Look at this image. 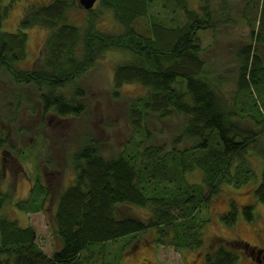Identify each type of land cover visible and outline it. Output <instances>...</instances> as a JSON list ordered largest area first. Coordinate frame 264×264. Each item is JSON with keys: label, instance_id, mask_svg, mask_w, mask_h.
I'll use <instances>...</instances> for the list:
<instances>
[{"label": "trees", "instance_id": "trees-1", "mask_svg": "<svg viewBox=\"0 0 264 264\" xmlns=\"http://www.w3.org/2000/svg\"><path fill=\"white\" fill-rule=\"evenodd\" d=\"M14 2L0 0V73L18 85L37 89L42 122L52 112L62 119L78 117L83 105L56 90L92 67L106 51L120 50L132 58L114 67V96H120L126 84L144 89L128 107L133 129L140 132L148 115L166 119L178 113L185 118V134L193 143L178 148L174 139L169 151L164 145L141 147L139 143L132 155L122 150L105 158L98 143L84 140L69 157L73 184L57 197L53 232L60 245L56 249L51 241L49 253L38 244L31 226H20L3 213L12 198L0 189V264H121L122 256L115 253L120 247L117 242L124 237L135 239L152 228L156 246L169 245L179 252L205 249L204 264H238L237 247L245 243L227 241L217 233L207 236L202 210L224 186L239 189L255 182L258 159L263 160V169L253 193L264 205V0H244L240 8L239 18L249 29L250 41L234 52L231 97L238 100L233 103L222 92V78L208 74L202 47L205 32L214 35L237 22L235 4L228 0H100L122 26L117 34L98 30L93 19H88L84 32L70 23L68 14L77 8V0L27 3L18 30L3 31ZM31 26L49 32L37 66L19 69L16 63L23 61L27 41L24 30ZM20 97L16 95L17 102L11 103L19 106ZM28 107L35 112L34 104ZM3 127L0 118V149H13ZM16 151L17 156L23 154V149ZM196 169L203 172L202 181L188 184L184 173ZM36 176L41 198L33 197L32 188L28 200L16 203L30 214L40 212L49 195L39 173ZM125 203L144 208L147 217L119 215L118 208ZM251 209L242 208L248 216ZM236 214L232 202L221 219L231 225ZM126 246L127 242L121 248Z\"/></svg>", "mask_w": 264, "mask_h": 264}, {"label": "rangeland", "instance_id": "rangeland-1", "mask_svg": "<svg viewBox=\"0 0 264 264\" xmlns=\"http://www.w3.org/2000/svg\"><path fill=\"white\" fill-rule=\"evenodd\" d=\"M16 1L3 22V31L18 30V21L27 3L48 4L53 0ZM228 1L235 4L234 14L237 22L222 27L214 35L205 32L202 47L208 74L213 79L222 78L224 83L222 92L227 102L233 103L238 100L234 101V97H231L236 73L234 52L250 39L246 23L239 18L244 0ZM94 6L92 10H86L77 0V8L70 10L68 21L79 27L81 32L86 30L88 19H93L100 31L110 34L122 31V26L116 21L111 8H106L100 0L96 1ZM24 32L27 34L25 56L23 61L16 63V67L32 70L37 66L35 62L49 31L46 28L31 26ZM262 54L264 56L263 48ZM131 58L128 52L108 50L92 67L56 90L69 98L74 97L76 103L83 105V112L75 119H62L52 112L46 114L45 121L42 122L37 89L32 85H18L6 73H0V118L4 122L2 133L8 145L14 147L12 149L5 146L0 149V189L12 198L11 202L4 205L3 213L17 221L20 226H31L34 229V238L48 253L51 241L56 249L60 245L53 232V216L57 197L66 185L73 184L74 168L69 157L84 140L91 139L98 143L105 158H110L122 150L132 155L136 151L135 145L139 143L141 147L164 145L166 151L174 146V139H177L178 148L193 143L185 134V118L178 113L166 119L148 115L145 125L139 128L140 132L133 129L128 120V107L132 99L142 94L144 89L139 84H126L121 88V95L114 96L112 87L115 65ZM77 89L79 90L76 93ZM18 94L22 100L19 106L13 104L17 102L15 97ZM31 103L36 106L33 113H30L31 108L28 107ZM261 143L264 144V137L261 138ZM32 146L35 147L33 150L36 149L35 153ZM17 149H23L21 156L16 155ZM256 161L255 182L243 184L239 189L224 186L223 191L211 199L208 208L202 210V217L206 220L207 236L217 233L227 241L238 239L245 243L246 249H243L244 246L237 247L240 256L238 264H264V261L257 260V255L264 256V205L253 193L261 177L263 160ZM37 173L49 195L41 206L42 210L37 214H30L18 208L16 203L28 200L32 188H35L33 197L38 195L41 198L42 191L37 190L36 184ZM184 177L188 184L199 183L202 181L203 172L200 169L192 170L185 172ZM171 184L174 186L175 183ZM188 190L193 193L191 189ZM232 202L237 208L236 222L228 225L221 219V214L231 208ZM243 206H252L251 210H247L251 213L250 216L243 212ZM118 213L139 219L147 217L144 208L129 203L121 205ZM155 236L156 230L152 228L135 239L129 237L120 239L117 242L120 247L115 253L122 256L121 264L122 260L124 264H204L205 249L179 252L169 245L156 246ZM126 242L127 246L121 248ZM248 245L253 247L252 254ZM129 253L131 254L128 257ZM112 256L113 253L109 259L113 263Z\"/></svg>", "mask_w": 264, "mask_h": 264}, {"label": "water", "instance_id": "water-1", "mask_svg": "<svg viewBox=\"0 0 264 264\" xmlns=\"http://www.w3.org/2000/svg\"><path fill=\"white\" fill-rule=\"evenodd\" d=\"M79 4L86 10L92 9L97 0H78Z\"/></svg>", "mask_w": 264, "mask_h": 264}, {"label": "flooded vegetation", "instance_id": "flooded-vegetation-1", "mask_svg": "<svg viewBox=\"0 0 264 264\" xmlns=\"http://www.w3.org/2000/svg\"><path fill=\"white\" fill-rule=\"evenodd\" d=\"M257 252L260 254V252H259L258 250H257ZM250 253H251V254L253 253V248H251V252H250ZM250 253H249V254H250ZM257 257H258L257 260H258L259 262L264 261V256L262 257V256H260V255H257Z\"/></svg>", "mask_w": 264, "mask_h": 264}]
</instances>
